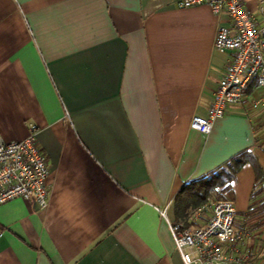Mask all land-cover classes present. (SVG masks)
I'll list each match as a JSON object with an SVG mask.
<instances>
[{
	"label": "crops",
	"instance_id": "0c3cea01",
	"mask_svg": "<svg viewBox=\"0 0 264 264\" xmlns=\"http://www.w3.org/2000/svg\"><path fill=\"white\" fill-rule=\"evenodd\" d=\"M180 1L0 0V141L35 126L48 165L44 209L0 204V264H183L159 210L183 223V184L241 152L264 176V108L234 105L208 134L190 128L228 54L214 47L225 16ZM256 186L246 161L223 191L254 253L231 264H264Z\"/></svg>",
	"mask_w": 264,
	"mask_h": 264
},
{
	"label": "built area",
	"instance_id": "2783aa9c",
	"mask_svg": "<svg viewBox=\"0 0 264 264\" xmlns=\"http://www.w3.org/2000/svg\"><path fill=\"white\" fill-rule=\"evenodd\" d=\"M206 5L215 16L224 15L215 34L214 47L228 54L222 76L205 115H195L190 128L208 134L214 120L234 105L264 108V0L256 10L243 0H181L180 6ZM257 92V94H255ZM264 118V111L261 114ZM47 157L36 141V127L21 140L0 141V204L16 197L47 206ZM208 208L210 215L194 224ZM166 220L183 264H231L252 262L253 250L246 231L234 226L236 209L224 195L207 198L191 215L189 224Z\"/></svg>",
	"mask_w": 264,
	"mask_h": 264
},
{
	"label": "trees",
	"instance_id": "16d2710c",
	"mask_svg": "<svg viewBox=\"0 0 264 264\" xmlns=\"http://www.w3.org/2000/svg\"><path fill=\"white\" fill-rule=\"evenodd\" d=\"M246 161L253 166L255 184L258 186H256L252 194V199L258 196L261 192L262 182L264 181L261 168L252 154L241 152L208 174L183 184L175 196L177 218L183 219L184 225L189 224L187 220L190 212L204 205L212 193H223L230 186L235 174ZM215 198H219V196H215ZM262 208H264V205H262Z\"/></svg>",
	"mask_w": 264,
	"mask_h": 264
},
{
	"label": "rangeland",
	"instance_id": "374dc122",
	"mask_svg": "<svg viewBox=\"0 0 264 264\" xmlns=\"http://www.w3.org/2000/svg\"><path fill=\"white\" fill-rule=\"evenodd\" d=\"M223 195H224V193H217V194L216 193H212L211 196H214V197L209 196V198H215V196H219L220 197V196H223Z\"/></svg>",
	"mask_w": 264,
	"mask_h": 264
}]
</instances>
